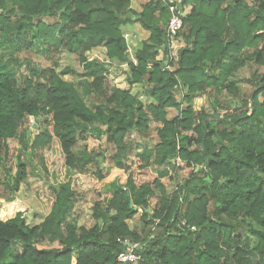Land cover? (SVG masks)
<instances>
[{"label": "trees", "instance_id": "obj_1", "mask_svg": "<svg viewBox=\"0 0 264 264\" xmlns=\"http://www.w3.org/2000/svg\"><path fill=\"white\" fill-rule=\"evenodd\" d=\"M132 1L0 0V143L18 139L24 151L41 150L37 173L55 187L39 225L25 212L0 220V264H264V71L243 79L247 95L233 81L251 61L264 67V0H183L191 9L177 37L186 45L172 71L156 59L159 51L169 57L167 10L140 0L137 13ZM134 24L150 34L135 63L122 37ZM36 45L47 55H73L80 71L20 56ZM98 47L127 63L128 85H141L150 104L113 88L104 104L86 106L111 74V64L86 55ZM216 87L238 105L231 109L207 92L212 114L194 111L197 93ZM40 117L44 130L30 145L25 124ZM152 122L160 126L152 129ZM154 129L158 142L146 163ZM87 132L103 137L114 154L100 163L102 152L79 149ZM26 166L18 161L5 187L10 193ZM63 168L74 173L63 179ZM85 192L101 199L89 229L68 221ZM136 215L141 228L134 231L126 221ZM134 245L140 259L118 262Z\"/></svg>", "mask_w": 264, "mask_h": 264}, {"label": "rangeland", "instance_id": "obj_2", "mask_svg": "<svg viewBox=\"0 0 264 264\" xmlns=\"http://www.w3.org/2000/svg\"><path fill=\"white\" fill-rule=\"evenodd\" d=\"M122 30L127 31L128 33H133L132 26L130 25L123 27ZM185 45L186 44L182 39H177L175 41V49L171 50L172 53L175 54L173 56V60H175L174 62L177 61L178 50L183 48V46ZM140 47L141 46L139 44L138 48ZM104 50L105 49L101 47L97 50H94L91 54H86L89 59L93 58L102 60V62L112 65L110 74L111 76H109V78L105 81L102 88L97 93H93L92 95H89L85 98L86 106L94 109V106L104 104L105 98H107L110 93H112V88L114 86H118L120 87V89L126 88L131 92V94H136L138 96V99L142 102L143 107H145L147 105V98L145 96H142L143 87L138 84L132 86L128 85L126 81L128 72H126L125 75V72L120 66L114 67L113 64L119 62H116L115 60H109L105 56ZM134 54L135 53H133V55ZM20 56L23 58L32 59L34 62L40 64L43 67H49L52 66L53 63H56L59 68L69 66L75 71H80V68L77 65L73 55L65 52H61L59 54H56L55 56L53 54L47 55L43 53L42 47H40L39 45H36L33 51L23 52L22 54H20ZM162 60L165 62V57H163ZM229 61L230 60H226V62ZM168 70L172 71L173 68H170ZM255 71L261 74L264 71V67L259 68L251 61L244 69L240 70L236 74V78L234 80L232 79L233 81H236L235 85L245 95L250 92V86L244 83L243 79L251 78L252 72ZM122 72L124 73L125 78H123V76H120V78L124 81H118L114 83L113 79L116 80L117 75H121ZM69 79L67 77L65 78V80L67 81ZM217 88L219 87H216L214 90H211V88L207 89L206 92L201 94L197 93V97L198 95L202 96L199 98L195 97L197 98L193 101V104L195 103V109L203 108L208 114H212L213 109L209 104V101H212V99L208 98L207 92H211L212 97H215L221 103L228 105L231 109L235 108L238 105L240 101L239 98L232 95H227L222 91V89ZM223 113V110L219 112L220 115H222ZM171 114V116H173L176 114V112L172 111ZM209 121L212 122L211 119H209ZM25 125L27 127L28 141L31 145L34 137L44 130L43 118L40 117L38 119H35V121H33L32 118H29V121L26 122ZM157 126L160 125L156 122H152L150 124V127L152 129L156 128ZM84 135V139L79 140V149H85L86 152H89L91 150L102 152L104 155L100 153L101 156L98 158V162H102V157H104L105 159L109 155L111 156L114 154L115 149L112 145L107 144L103 137L96 135V133L94 132H87ZM151 138L152 140L150 144L147 145L146 149V158H148L146 159V163L152 162V144L154 142H158L155 129L152 132ZM30 149L31 148L26 151L22 150L18 139L9 140L7 143H0V219L3 221L14 217L17 212H25L27 222L30 225H39L41 222H43V220L50 212L51 205L54 201L55 187L48 183L43 177H41V174H39V172L37 173L39 158L42 151L39 149H34L33 151H31ZM133 158H135L134 154L129 156L127 162L128 166L131 164ZM19 160L27 165L25 174L23 176L22 182L19 184L18 190L10 193V191L6 189V185L10 186L13 184V179L17 176V167ZM102 167L103 169L107 167L104 161L102 163ZM88 168L90 171H93L91 166ZM73 173L74 171L72 170L66 168L62 169L63 179H66ZM7 198H13V202H8ZM100 200L101 199L97 198V196L92 192L79 194L77 197V202L73 207L72 215L68 219L69 223L73 224L76 228L83 227L89 229L94 226L95 221L92 218V206L96 201ZM104 203L107 205L106 201ZM155 203L156 198H152L150 201L151 207H154ZM138 213L140 214L141 211L138 210ZM126 222L129 228L133 229L134 231L141 228L139 215H136L133 219L127 220ZM250 242L251 246H253L255 243L254 240H251Z\"/></svg>", "mask_w": 264, "mask_h": 264}, {"label": "built area", "instance_id": "obj_3", "mask_svg": "<svg viewBox=\"0 0 264 264\" xmlns=\"http://www.w3.org/2000/svg\"><path fill=\"white\" fill-rule=\"evenodd\" d=\"M158 2L161 4L168 13V18L165 27V37L168 46V60L165 61V65L167 69H170V65L173 60V56L171 50L175 49V41L178 39L177 35L179 31L183 27V19L185 17V9L183 0H151ZM129 34H124V38L128 39ZM135 38V37H134ZM176 59V58H175ZM194 229V228H191ZM137 246H132L124 252H121L117 256V261L120 263H135L140 259L139 254L136 253Z\"/></svg>", "mask_w": 264, "mask_h": 264}, {"label": "crops", "instance_id": "obj_4", "mask_svg": "<svg viewBox=\"0 0 264 264\" xmlns=\"http://www.w3.org/2000/svg\"><path fill=\"white\" fill-rule=\"evenodd\" d=\"M140 0H133L132 2H131V4H130V7H129V9L130 10H134L135 12H137V13H139V12H141V7H140V2H139ZM184 9H185V16L187 15V14H189V12H190V9H191V6H184ZM166 24V23H165ZM132 26V32L133 33H128L127 31H123L122 30V37L124 38V34H129V38L128 39H125L124 38V40H125V42H126V45H127V57H128V59L130 60V61H133L134 63H135V58H134V55H133V53L136 51V50H138V49H140V48H138V46H139V44H140V46H142V43L144 42V41H146L148 38H149V32H147V31H145V30H143L138 24H134V25H131ZM135 37V38H134ZM99 48H101V47H98V48H95V49H93L92 51H90V52H88V54H91V53H93V51L94 50H97V49H99ZM105 49V48H104ZM105 51V50H104ZM106 56V55H105ZM164 57V54H163V52H161V51H159V54H158V56H157V60H159V61H161L162 60V58ZM93 59V58H92ZM91 60V59H90ZM227 60H230V57L229 58H227ZM102 61V60H101ZM117 62V61H116ZM114 65V67H117V66H120L122 69H123V71L125 72V75H126V72H128V65H127V63H116V64H113ZM120 67H118V68H120ZM111 76V75H110ZM120 76H123V78H125V76H124V73L122 72L121 73V75H117V77H116V80L115 79H113V81H114V83L115 82H118V81H124V80H122L121 78H120ZM70 78L69 80H68V82H78L79 81V78H77V77H74V76H71V75H68V76H65V78ZM89 81L91 82V79H89ZM139 85V84H138ZM115 87V86H114ZM113 87V88H114ZM112 88V89H113ZM115 88H118V89H120V87H118V86H116ZM120 90H123V91H127V89L125 88H121ZM111 94V93H110ZM199 94H201V93H199ZM202 95H198V97L197 98H199V97H201ZM204 96V95H203ZM197 98H195V99H197ZM152 101L149 99V98H147L146 99V104L148 105V104H150ZM195 104V103H194ZM194 104H193V109H194V111H199L200 110V108L199 109H195V107H194ZM13 218V217H12ZM1 220V219H0ZM1 221H3V220H1Z\"/></svg>", "mask_w": 264, "mask_h": 264}, {"label": "clouds", "instance_id": "obj_5", "mask_svg": "<svg viewBox=\"0 0 264 264\" xmlns=\"http://www.w3.org/2000/svg\"><path fill=\"white\" fill-rule=\"evenodd\" d=\"M135 246V245H134ZM137 246V245H136ZM132 247V246H129V248Z\"/></svg>", "mask_w": 264, "mask_h": 264}]
</instances>
